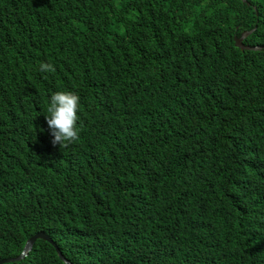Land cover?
<instances>
[{
	"label": "trees",
	"instance_id": "16d2710c",
	"mask_svg": "<svg viewBox=\"0 0 264 264\" xmlns=\"http://www.w3.org/2000/svg\"><path fill=\"white\" fill-rule=\"evenodd\" d=\"M246 1L0 0V262L45 232L71 264H264V49L235 45L264 47V0ZM57 91L80 96L63 148ZM12 264L66 263L38 240Z\"/></svg>",
	"mask_w": 264,
	"mask_h": 264
},
{
	"label": "clouds",
	"instance_id": "9594fccd",
	"mask_svg": "<svg viewBox=\"0 0 264 264\" xmlns=\"http://www.w3.org/2000/svg\"><path fill=\"white\" fill-rule=\"evenodd\" d=\"M44 73H54L55 67L51 63L41 62L40 69ZM80 96L72 91H57L52 93L47 106L46 122L53 137L52 144L60 148L68 147L80 138V119L78 111Z\"/></svg>",
	"mask_w": 264,
	"mask_h": 264
},
{
	"label": "water",
	"instance_id": "95a60500",
	"mask_svg": "<svg viewBox=\"0 0 264 264\" xmlns=\"http://www.w3.org/2000/svg\"><path fill=\"white\" fill-rule=\"evenodd\" d=\"M244 1H246V0H244ZM249 5H251V4L249 3ZM254 31L255 30H252L250 32H245L242 37H235V45H236V47L242 49L243 51H261V50H263L264 49L263 46L253 47V46H249V45L245 44V40ZM38 240H44V241H47V242L51 243L56 248L59 257L62 258L65 261L66 264H71L69 261H67L64 258L62 252H60V250L58 249V247L56 246V244L54 243V241L45 232H39L37 235H35L34 237H32L28 241V243H27V245H26V247L24 249V253L19 258L12 259V260L1 261L0 264H12V263H20V262H23L33 252L34 247H35L36 243L38 242Z\"/></svg>",
	"mask_w": 264,
	"mask_h": 264
}]
</instances>
